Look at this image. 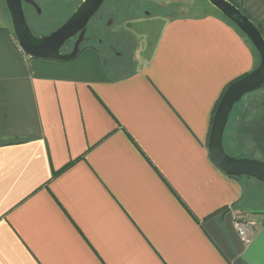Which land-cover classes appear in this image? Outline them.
Returning a JSON list of instances; mask_svg holds the SVG:
<instances>
[{"label":"crops","instance_id":"obj_1","mask_svg":"<svg viewBox=\"0 0 264 264\" xmlns=\"http://www.w3.org/2000/svg\"><path fill=\"white\" fill-rule=\"evenodd\" d=\"M230 1L264 38V0ZM162 21L140 61L33 59L0 26V264H264L253 179L207 148L223 92L259 56L217 12ZM223 148L264 162V89L233 107ZM247 212L261 225L243 245L233 215Z\"/></svg>","mask_w":264,"mask_h":264},{"label":"water","instance_id":"obj_2","mask_svg":"<svg viewBox=\"0 0 264 264\" xmlns=\"http://www.w3.org/2000/svg\"><path fill=\"white\" fill-rule=\"evenodd\" d=\"M229 24L235 27L251 44L260 62L247 76L231 84L222 95L211 124L208 153L213 164L228 177H247L264 184V162L253 159H237L227 155L223 148V134L233 107L247 94L264 89V38L258 28L227 0H204ZM12 32L18 47L28 57L41 60L69 62L82 51L86 42L85 32L89 21L102 7L104 0H80L64 24L49 35L37 37L28 27L23 3L40 10L33 0H3ZM75 38L69 54L61 49Z\"/></svg>","mask_w":264,"mask_h":264},{"label":"rangeland","instance_id":"obj_3","mask_svg":"<svg viewBox=\"0 0 264 264\" xmlns=\"http://www.w3.org/2000/svg\"><path fill=\"white\" fill-rule=\"evenodd\" d=\"M33 1L40 10L39 15L25 3L22 8L29 29L37 37L49 35L61 27L80 2V0ZM205 11L217 12L204 0H104L98 14L88 25L87 36L92 38L91 44L96 47L99 46L98 40L107 42L113 39L116 52L120 53L119 58L125 61L129 57L138 59L140 55L148 56L152 52L149 40L156 39L163 19L201 14ZM0 26L6 28L15 39L3 0H0ZM73 43L74 40L69 42L68 51ZM137 67L129 61L121 70L110 75H124ZM244 200L247 207L245 209L248 211L264 207V184L254 180L247 181Z\"/></svg>","mask_w":264,"mask_h":264},{"label":"built area","instance_id":"obj_4","mask_svg":"<svg viewBox=\"0 0 264 264\" xmlns=\"http://www.w3.org/2000/svg\"><path fill=\"white\" fill-rule=\"evenodd\" d=\"M15 44L17 45V42ZM19 50L22 52L20 48ZM233 224L240 242L243 245H249L253 234L257 231L261 222L248 214H234Z\"/></svg>","mask_w":264,"mask_h":264},{"label":"flooded vegetation","instance_id":"obj_5","mask_svg":"<svg viewBox=\"0 0 264 264\" xmlns=\"http://www.w3.org/2000/svg\"><path fill=\"white\" fill-rule=\"evenodd\" d=\"M25 4H26V3H25ZM26 5H28V4H26ZM28 6L31 7L30 5H28ZM31 8L37 13V11H36L35 8H33V7H31ZM99 10H100V9H99ZM97 14H98V12L94 15V17H93L92 19H94V18L96 17ZM92 19H91V20H92ZM91 20H90V21H91ZM90 21H89V23H90ZM89 23H88V25H89ZM88 25H87L86 32H85L86 42H85V44H84V46H83L82 51H83L84 49H86V48H90L91 50H95L96 52H99L101 55L103 54V56H104L103 59H105V57H106V58H111V59H113V58L115 57V55H116V56H120V53H117V52H116V49H115V40H113V39H109V40H107V42H104V40H103V41H102V40H98V41H97V44H99L98 47L92 45V44H91L92 41H93L92 38H90V37L87 36V34L89 33ZM71 40H74V42H75V38H73V39H71ZM71 40H70V41H71ZM70 41H69V42H70ZM69 42H68V43H67V44L61 49V53L64 54V55L69 54V53L72 51V49H73V45H74V43H73V45L71 46L70 51H68L67 46H68ZM87 44H90V45H87ZM82 51H81V52H82ZM78 56H79V55H78Z\"/></svg>","mask_w":264,"mask_h":264},{"label":"trees","instance_id":"obj_6","mask_svg":"<svg viewBox=\"0 0 264 264\" xmlns=\"http://www.w3.org/2000/svg\"><path fill=\"white\" fill-rule=\"evenodd\" d=\"M227 1H229L230 3H232L233 5H234V3L233 2H231L230 0H227ZM236 8H238L236 5H234ZM239 11L243 14V15H245L249 20H251L246 14H245V12H243L241 9H239ZM257 28H258V30H259V32L261 33V31H260V29H259V27L257 26ZM262 35V34H261ZM236 82V81H235ZM234 83V82H233ZM233 83H231V84H233ZM231 84H229L228 85V87L231 85ZM227 87V88H228ZM226 91V90H225ZM224 91V92H225ZM224 92H223V94H224ZM222 97V96H221ZM221 99V98H220ZM220 101V100H219ZM219 103V102H218ZM218 103H217V105H218ZM217 107V106H216ZM215 110H216V108H215ZM231 178H234V179H238V178H235V177H231Z\"/></svg>","mask_w":264,"mask_h":264}]
</instances>
